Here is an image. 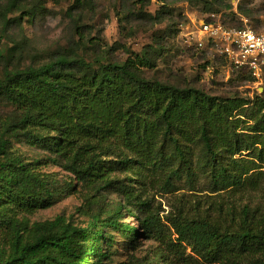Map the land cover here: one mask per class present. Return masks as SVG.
Returning a JSON list of instances; mask_svg holds the SVG:
<instances>
[{"label": "trees", "instance_id": "1", "mask_svg": "<svg viewBox=\"0 0 264 264\" xmlns=\"http://www.w3.org/2000/svg\"><path fill=\"white\" fill-rule=\"evenodd\" d=\"M160 1L165 7L167 0ZM88 3L74 0L67 17L78 22ZM43 8L42 0H1V31L10 36L14 26L24 19L33 23ZM166 14L155 22L163 23ZM164 39L138 54L126 50L124 61L112 59V48L94 63L64 52L40 65L4 69L0 103L19 115L0 123V235L5 237L0 264H118L113 262L117 235L126 239L128 252L144 238L159 243L143 260L132 254L121 264H188V248L203 264H264V212L250 206L238 211L230 204L219 218L215 212L163 218L152 207L149 184L164 179L174 188L183 173L196 177L190 160L194 144L202 146L201 168L214 192L255 191L264 175L253 173L264 167V98H224L149 79L146 71H155L166 51ZM4 57L0 51V60ZM243 117L253 125L245 126ZM17 138L62 160L84 187L114 192L120 202L112 210L101 206L86 226L64 216L34 224L19 219L50 209L62 191L38 171L41 161L28 162L14 149ZM244 153L253 159L236 158ZM226 215L232 224L224 223Z\"/></svg>", "mask_w": 264, "mask_h": 264}, {"label": "rangeland", "instance_id": "2", "mask_svg": "<svg viewBox=\"0 0 264 264\" xmlns=\"http://www.w3.org/2000/svg\"><path fill=\"white\" fill-rule=\"evenodd\" d=\"M88 5L78 12V22H73L66 13L74 0H42V13L33 23L26 19L22 26H14L10 36H5L0 27V51L5 55L0 60V78L4 69H24L29 65H40L64 52L82 56L88 62H96L111 54L112 59L124 61L128 57L126 50L138 54L161 38L166 51L158 61L155 71H146L149 79L180 86L192 85L207 93L228 97H243L253 100L264 98V76L256 80L245 69L239 70L222 57L217 49L208 43L201 32V22L211 16L227 27L234 28L243 24L255 31L264 30V0H199L196 6L187 2L167 0H88ZM1 2V0H0ZM161 12H166L163 23L155 22ZM76 23V24H75ZM200 42L203 47H200ZM19 115L13 107L0 103V123L7 118ZM253 125L248 117H243ZM14 149L28 162L41 161L38 171L55 180L62 197L47 210L34 215H21L19 219H28L30 224L55 220L64 216L76 225L86 226L93 214L112 210L121 200V196L110 191L95 192L84 187L76 177L65 170L64 162L55 159L49 152L27 144L23 138L14 139ZM261 148V146L259 147ZM200 144L191 145V163L196 177L191 180L183 177L169 187L164 179L149 184L153 209L166 218L170 213L194 215L214 213L215 218L234 204L238 211L243 206L264 212V175L259 176V188L244 194L214 192L210 178L201 168L204 158ZM251 153L236 156L237 159L250 160ZM259 165L260 162L255 160ZM263 167V165H261ZM262 172L264 167L254 174ZM261 174V173H260ZM70 186L73 187L70 188ZM94 200L92 206L89 202ZM232 216L223 219L232 224ZM132 226L138 225L135 218H126ZM113 262H128L133 254L141 260L150 255L159 243L141 239L135 252H128L126 239L120 235L115 238ZM5 237L0 235V251L5 248ZM192 260L188 264H203L192 249H187ZM162 264V263H161Z\"/></svg>", "mask_w": 264, "mask_h": 264}, {"label": "built area", "instance_id": "3", "mask_svg": "<svg viewBox=\"0 0 264 264\" xmlns=\"http://www.w3.org/2000/svg\"><path fill=\"white\" fill-rule=\"evenodd\" d=\"M201 24V32L209 44L217 49L236 69L248 70L254 78L264 76V30L257 32L248 26L243 28L227 27L211 16ZM200 47L203 43L200 42Z\"/></svg>", "mask_w": 264, "mask_h": 264}]
</instances>
